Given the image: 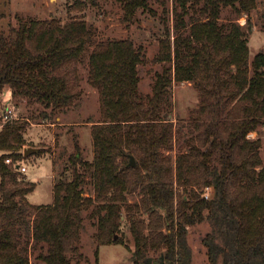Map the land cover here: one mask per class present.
I'll return each instance as SVG.
<instances>
[{"label": "trees", "instance_id": "16d2710c", "mask_svg": "<svg viewBox=\"0 0 264 264\" xmlns=\"http://www.w3.org/2000/svg\"><path fill=\"white\" fill-rule=\"evenodd\" d=\"M174 1L173 41L165 24L155 57L169 65L145 94L138 72L143 48L131 38L97 40L84 19L19 17L17 26L0 30V93L9 85L14 100L65 109L80 92L88 51L87 81L99 95V117L90 120L93 157L84 159L74 142L72 175L54 181L49 204L27 197L35 187L20 169L28 120L14 117L0 126V264H29L30 248L43 264H79L89 209L97 219L98 264L99 245L123 243L114 234L124 204L133 264L151 250L159 264H190L187 229L204 220L206 264H264V163L259 138L248 137L264 126V53L250 60V26L219 21L222 7L248 13L257 0ZM122 2L127 20L150 9L149 0ZM196 4L203 18L188 24L184 16ZM173 80L192 81L200 96L178 126ZM88 177L91 193L84 188ZM132 192L139 198L126 204Z\"/></svg>", "mask_w": 264, "mask_h": 264}, {"label": "rangeland", "instance_id": "374dc122", "mask_svg": "<svg viewBox=\"0 0 264 264\" xmlns=\"http://www.w3.org/2000/svg\"><path fill=\"white\" fill-rule=\"evenodd\" d=\"M150 9H138L131 20L124 18L125 10L122 0H0V30L5 33L11 26L18 25V18L51 19L62 22L70 19H84L93 29L97 40L131 38L135 45H142L143 61L138 64L140 76L139 90L145 94L151 92L155 73L160 72L169 62L156 60L159 40L163 35L164 25L171 27L170 40L175 34V9H179L174 0H149ZM200 4L190 6L184 19L201 17ZM237 21L242 26H250L248 34L249 58L257 52L264 53V0H257L255 8L248 13L238 12L231 6L221 8L220 22ZM187 32V27L184 29ZM88 51L83 54L80 65V92L71 106L50 112L39 102H30L27 98L13 99L11 88L6 85L0 93V126L6 107L12 108L16 117L27 119L24 138L26 146H37L39 150L25 156L20 162L26 170L25 176L35 182V187L27 194L34 204H49L53 201V183L59 177L70 178L72 166L69 155L75 151V143L80 145L82 157L91 160L92 136L90 120L99 117V95L87 81ZM172 117L175 126L183 123L190 116L192 109L199 103V91L192 81H175L171 86ZM45 114H48L45 116ZM87 132V133H86ZM82 134V136H81ZM250 138H259L260 156L264 163V126L248 133ZM81 138V139H80ZM81 140V141H80ZM91 141V142H90ZM82 142V144H81ZM1 153V152H0ZM169 154L174 155L175 150ZM84 188L91 193L92 184L87 178ZM137 192L126 194V204L137 201ZM85 211L83 226L80 230L79 249L82 258L79 264H95L94 251L97 246V219ZM122 219L114 238H123V243L101 244L98 248V264H133L131 250L134 247L132 233L128 225L125 204L122 206ZM146 215L144 214V217ZM209 230V223L202 221L188 226L187 242L191 248L190 264H206L207 252L202 243L203 235ZM37 249H29V264H43L37 256ZM158 251H149L144 259L146 264H159Z\"/></svg>", "mask_w": 264, "mask_h": 264}, {"label": "built area", "instance_id": "2783aa9c", "mask_svg": "<svg viewBox=\"0 0 264 264\" xmlns=\"http://www.w3.org/2000/svg\"><path fill=\"white\" fill-rule=\"evenodd\" d=\"M14 117H16V116L14 115V112H13L12 108L6 107L5 110H4V112H3V115H2L3 121L5 122V121H7L9 119H12ZM6 161L7 162H10L11 160H10V158H7ZM20 169L22 171H25L26 170V168H25L24 165H20Z\"/></svg>", "mask_w": 264, "mask_h": 264}, {"label": "water", "instance_id": "95a60500", "mask_svg": "<svg viewBox=\"0 0 264 264\" xmlns=\"http://www.w3.org/2000/svg\"><path fill=\"white\" fill-rule=\"evenodd\" d=\"M39 147L36 146H26L23 148V154L24 156H28L29 154L36 152L38 150ZM130 162L132 165L135 164V159L133 156L130 157ZM149 261L146 262V264H150V259H148Z\"/></svg>", "mask_w": 264, "mask_h": 264}, {"label": "crops", "instance_id": "0c3cea01", "mask_svg": "<svg viewBox=\"0 0 264 264\" xmlns=\"http://www.w3.org/2000/svg\"><path fill=\"white\" fill-rule=\"evenodd\" d=\"M90 125H92V122H90ZM87 133V132H86ZM88 134V136H89V139H90V136H91V133L89 132V133H87ZM81 136H82V134H81ZM81 139V138H80ZM81 141V140H80ZM91 142V141H90ZM81 144H82V142H81ZM83 145V144H82ZM91 149H93V147H92V142H91ZM93 153V152H92Z\"/></svg>", "mask_w": 264, "mask_h": 264}]
</instances>
